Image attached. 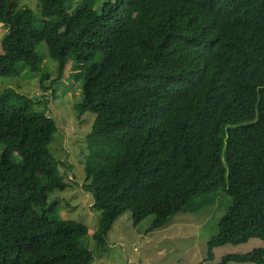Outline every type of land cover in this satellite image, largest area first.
<instances>
[{"label": "trees", "instance_id": "obj_1", "mask_svg": "<svg viewBox=\"0 0 264 264\" xmlns=\"http://www.w3.org/2000/svg\"><path fill=\"white\" fill-rule=\"evenodd\" d=\"M36 1L40 19L0 0V76L40 74L42 43L58 61L52 87L70 62L82 71L74 108L96 115L83 189L101 211L99 250L126 212L135 224L152 216L150 232L222 190L228 210L207 259L258 238L263 247L218 264H264V0ZM39 100L0 93V264H92L88 227L52 216L70 171L51 151L57 121L28 111Z\"/></svg>", "mask_w": 264, "mask_h": 264}, {"label": "rangeland", "instance_id": "obj_2", "mask_svg": "<svg viewBox=\"0 0 264 264\" xmlns=\"http://www.w3.org/2000/svg\"><path fill=\"white\" fill-rule=\"evenodd\" d=\"M19 8L28 9L40 19L39 2L36 0H13ZM117 0H99L96 8L105 2L116 3ZM78 0H73L74 5ZM71 13L70 5L66 6ZM42 28L41 21L37 24ZM48 33H61L62 28L55 24L45 26ZM7 29L0 26L1 41ZM38 52L43 58V70L40 74L30 69H21L19 74L11 77L0 76V93L6 90L41 99L28 109L30 112H47L58 123V133L51 144V151L61 161V171L66 172L65 181L68 188L54 193L49 204L56 205L52 214L64 220H73L85 224L89 229L88 241L94 253L92 264H218L222 257L229 254H245L263 247V240L252 238L242 244H226L212 250V260H208L209 239L217 233L218 219L228 210L229 200L221 191H209L195 196L186 212L177 214L166 227L147 232L152 216L135 224L131 212L122 215L107 234V245L99 250L93 240L98 230L101 211L94 210V197L83 189L86 174L84 164L89 153L88 137L92 131L96 115L86 112L79 117L74 106L82 100V71L70 62L57 83L58 61L49 52L48 45L42 43ZM43 75H50L45 81L48 91L43 90ZM42 82V83H41ZM52 87V89H51ZM54 91L56 95L54 94ZM5 150L0 145V154ZM23 164L22 160H19ZM64 174V173H63ZM228 264H254L235 263Z\"/></svg>", "mask_w": 264, "mask_h": 264}]
</instances>
